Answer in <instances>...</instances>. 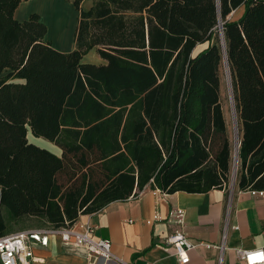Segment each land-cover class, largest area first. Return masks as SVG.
<instances>
[{"label":"trees","instance_id":"obj_1","mask_svg":"<svg viewBox=\"0 0 264 264\" xmlns=\"http://www.w3.org/2000/svg\"><path fill=\"white\" fill-rule=\"evenodd\" d=\"M22 1L0 0V236L71 227L147 187L227 189L226 62L241 127L236 186L264 191V0H93L88 10L70 0L69 52L44 39L38 15L14 19ZM93 48L105 64L81 62Z\"/></svg>","mask_w":264,"mask_h":264},{"label":"crops","instance_id":"obj_2","mask_svg":"<svg viewBox=\"0 0 264 264\" xmlns=\"http://www.w3.org/2000/svg\"><path fill=\"white\" fill-rule=\"evenodd\" d=\"M92 3L93 0H82L80 8L88 10ZM234 13L236 18L233 20L241 16L243 6L232 11L230 18ZM31 14L38 15L40 22L46 26L47 32L44 37L46 41L49 39L51 25L54 27L55 23H64L65 17L69 16L73 19L75 30L78 18V11L70 0H24L14 10L13 17L16 21L22 22ZM51 46L60 52H69L75 48L74 42H71L67 49L55 47L54 44ZM205 47L206 44L198 45L193 53L196 54ZM83 56L81 62L86 63ZM101 63L105 64L106 61L102 59ZM28 133L27 139L30 143L60 156L59 147L43 138H39L41 143L30 140ZM172 207L183 210V231L194 242L217 244L221 240L223 230L226 229V248L222 254V264H242L236 255V248L250 250L264 245V191L263 195L259 196L249 190H240L237 186L232 191L227 189H213L205 193L176 191L162 195H155L151 188L147 187L137 196L110 202L97 213L80 215L73 227L77 231H82L89 226L94 237L108 239L111 242L114 260L108 264L147 262L176 264L174 255L171 250L165 249L164 242L175 230L166 221ZM156 216L159 220H155ZM35 224L39 225L22 230L39 228L53 230L42 223ZM31 250L38 259L35 264H84L86 261L82 249L64 245L59 235L55 233L49 234L47 246L32 243ZM217 255L215 249L197 246L189 251L188 264H217Z\"/></svg>","mask_w":264,"mask_h":264},{"label":"built area","instance_id":"obj_3","mask_svg":"<svg viewBox=\"0 0 264 264\" xmlns=\"http://www.w3.org/2000/svg\"><path fill=\"white\" fill-rule=\"evenodd\" d=\"M151 190L155 195L164 193L157 187H153ZM249 191L259 196L263 195V191ZM155 220H159V217L156 216ZM166 221L175 230L165 239V249L171 250L176 264H188L190 261L189 251L197 246L217 250V264H222V254L226 248V229L223 230L221 240L217 244L194 242L183 231L184 212L182 209L172 207ZM147 223H151V221H147ZM50 233L59 235L60 241L64 245L82 249L86 257L84 264H108L114 260L111 253V242L108 239L94 237L93 230L89 226L82 231H77L71 226L53 230L27 229L0 236V264H35L38 259L32 253L31 244L47 246ZM235 252L242 264H264V245L261 248L250 250L236 248Z\"/></svg>","mask_w":264,"mask_h":264},{"label":"rangeland","instance_id":"obj_4","mask_svg":"<svg viewBox=\"0 0 264 264\" xmlns=\"http://www.w3.org/2000/svg\"><path fill=\"white\" fill-rule=\"evenodd\" d=\"M232 19L236 18V14L234 13L231 17ZM52 29L49 30V39L51 45L54 44L55 47L61 48V49H67L69 48L71 42H74V29H73V19L69 16L65 17L64 23H55L54 27L53 25ZM58 34V35H57ZM63 35V38H62ZM61 39L59 42L58 40ZM83 60L86 61L88 64H94L99 65L103 64L101 63V58L96 52V49H92L91 51H88L84 56ZM98 62V63H93ZM226 64L222 63L221 69H220V83H219V92L218 96L220 99V107L222 110L223 120L226 127V132L228 135V139L230 142V154H231V161H230V177L228 181L227 190L232 191L236 187V174L232 178V170H233V152H234V144L237 141L238 138V132L240 127V122L235 117V105L233 104V100L231 102V97L229 95L228 87L230 86V74L229 71H226ZM228 73V74H227ZM228 75V76H227ZM227 77H229L230 82H227ZM231 87V86H230ZM232 90V89H231ZM232 94V91H231ZM239 125V127H238ZM240 137V136H239ZM28 138L30 140H34L37 143H41L39 138L33 137L30 133H28ZM41 139V138H40ZM44 140V139H43ZM238 170V162L236 166Z\"/></svg>","mask_w":264,"mask_h":264},{"label":"bare ground","instance_id":"obj_5","mask_svg":"<svg viewBox=\"0 0 264 264\" xmlns=\"http://www.w3.org/2000/svg\"><path fill=\"white\" fill-rule=\"evenodd\" d=\"M52 11V10H51ZM51 20H52V18H51ZM58 35V34H57ZM62 38H63V35H62ZM61 39H59L58 41L59 42H61L60 41ZM227 68V67H226ZM226 71H228L227 69H226ZM228 74V73H227ZM228 76V75H227ZM229 80V77H227V82H230V81H228ZM228 90H229V95H230V97H231V102H232V94H231V87L229 86L228 87ZM237 144H238V141H237V143H236V146H235V149H234V152H233V168L235 169V167L237 166V149H238V147H237Z\"/></svg>","mask_w":264,"mask_h":264},{"label":"water","instance_id":"obj_6","mask_svg":"<svg viewBox=\"0 0 264 264\" xmlns=\"http://www.w3.org/2000/svg\"><path fill=\"white\" fill-rule=\"evenodd\" d=\"M228 18H229V16H228ZM226 61V60H225ZM226 66H227V62H226ZM227 69H228V71H229V68H228V66H227ZM239 146H240V141H238V144H237V147H238V149H239ZM238 149H237V153H238ZM237 167H235V169L233 168V170H232V178H233V176H235V174H236V169Z\"/></svg>","mask_w":264,"mask_h":264}]
</instances>
